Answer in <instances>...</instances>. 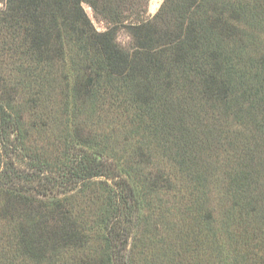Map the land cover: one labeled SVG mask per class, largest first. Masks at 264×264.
Segmentation results:
<instances>
[{
  "label": "trees",
  "instance_id": "trees-1",
  "mask_svg": "<svg viewBox=\"0 0 264 264\" xmlns=\"http://www.w3.org/2000/svg\"><path fill=\"white\" fill-rule=\"evenodd\" d=\"M0 1L2 64L35 95L63 79L66 123L60 199L34 206L29 189L0 187L9 198L0 220L11 223L15 255L0 264H128L125 251L152 218V194L188 190L187 208L213 240L215 264H264V48L249 50L264 30V0H165L154 18L150 0ZM84 3L110 25L105 32ZM120 28L134 41L131 52L116 42ZM11 103L0 100L2 142L23 125ZM104 105L135 127L129 155L110 162L100 158L108 148L69 129L83 109ZM146 140L163 156L155 177L146 172ZM97 177L121 182L107 195L85 196L98 205L92 222L75 191Z\"/></svg>",
  "mask_w": 264,
  "mask_h": 264
},
{
  "label": "rangeland",
  "instance_id": "rangeland-1",
  "mask_svg": "<svg viewBox=\"0 0 264 264\" xmlns=\"http://www.w3.org/2000/svg\"><path fill=\"white\" fill-rule=\"evenodd\" d=\"M164 2L165 0H150L147 16L154 18L160 12ZM4 6L5 2L0 1V8L3 9ZM82 6L96 31L105 32L110 27L107 22L96 16L90 5L84 3ZM253 36L249 50L253 52L257 47L263 49L264 30L256 31V35ZM116 42L128 52H131L135 45L131 35L123 28L117 30ZM3 60L8 63V60L0 56V100L12 102L11 104L21 111L23 125L20 132H11L10 138L4 142L0 139V187L29 189L34 206L47 202L49 198L60 199V190H62L60 189V159L65 152L63 150L65 139L62 133L65 132L66 123L61 121L65 82L57 77L58 83L54 87L47 84V87L45 86L42 90L43 94L35 95V90L25 91L17 86V78L9 66L2 64ZM55 68L60 70V65ZM59 75L60 71L56 76ZM102 92L105 91L102 90ZM78 116L77 127L69 126V129L73 127L77 130L78 137L83 142L96 141L102 144L105 150L108 148L105 156L100 157L101 160L110 162L113 159L112 156L120 159L121 156L129 155L125 152V148L134 140L132 133L135 127L131 126V119L127 113L104 105L92 113L83 109ZM142 133L146 134L144 131ZM145 143L151 145V148L145 149L144 152L151 160L145 164L146 172L155 177L163 156L156 148L157 143H153L152 140H146ZM76 145L88 149L86 146H80L78 142ZM34 159L42 163L47 162V167L40 166L39 169ZM33 173L40 176L35 178L32 176ZM120 182L119 178L113 180L97 177L91 180L89 187L82 186L75 191H78L79 209H84L90 221L93 222L99 218L98 205L97 202L94 205L89 204L85 196L90 197L92 193L107 195L114 189H118ZM82 190L85 191L82 193L80 192ZM189 192L190 190L159 194L155 191L152 194L153 206L150 213L152 218L143 231L137 232V239L132 240L125 251L124 256L128 264H215L216 252L213 240L207 237L205 226L198 225L192 217V211L190 212L187 208L188 200L191 198ZM42 194L46 195L42 197ZM8 199V196L2 193L0 206ZM217 200L216 195L212 196L211 205L215 206L218 213L219 207L222 206H219ZM10 226L9 219L0 220V260L4 256L15 257L14 252L9 249ZM234 227L232 230L235 229ZM195 234H198L197 238H194ZM185 235L190 243L188 245L184 244ZM15 264L24 263L19 258Z\"/></svg>",
  "mask_w": 264,
  "mask_h": 264
}]
</instances>
